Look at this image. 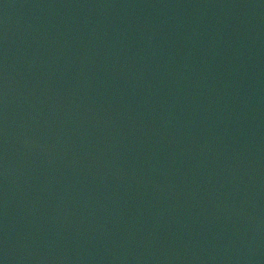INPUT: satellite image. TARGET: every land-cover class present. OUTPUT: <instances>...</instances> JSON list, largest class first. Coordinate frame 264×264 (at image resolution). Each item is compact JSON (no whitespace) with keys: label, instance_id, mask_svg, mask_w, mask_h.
I'll use <instances>...</instances> for the list:
<instances>
[{"label":"water","instance_id":"water-1","mask_svg":"<svg viewBox=\"0 0 264 264\" xmlns=\"http://www.w3.org/2000/svg\"><path fill=\"white\" fill-rule=\"evenodd\" d=\"M0 264H264V0H0Z\"/></svg>","mask_w":264,"mask_h":264}]
</instances>
